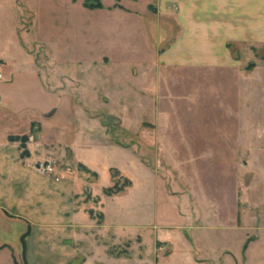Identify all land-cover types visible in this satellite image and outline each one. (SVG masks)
Segmentation results:
<instances>
[{"label": "rangeland", "instance_id": "rangeland-1", "mask_svg": "<svg viewBox=\"0 0 264 264\" xmlns=\"http://www.w3.org/2000/svg\"><path fill=\"white\" fill-rule=\"evenodd\" d=\"M158 4L8 0L0 38L46 43L52 75L37 79L76 89L81 115L130 149H107L95 183L120 191L103 199L111 257L96 247L99 263L264 264V48L245 70L193 67L173 53L179 29ZM20 66L1 69L11 100L37 83ZM107 167L120 170L113 181Z\"/></svg>", "mask_w": 264, "mask_h": 264}, {"label": "crops", "instance_id": "crops-1", "mask_svg": "<svg viewBox=\"0 0 264 264\" xmlns=\"http://www.w3.org/2000/svg\"><path fill=\"white\" fill-rule=\"evenodd\" d=\"M7 2L0 0V19ZM158 2V9L171 14L179 29L172 51L181 62L194 61L198 66L193 67L200 68L212 61L215 69L237 72L263 52L264 0ZM52 53L41 40L30 44L22 37L16 42L0 38V81L2 67L16 61L21 73L37 81L18 91L15 100L7 97L13 75L0 85V264H101L96 247L111 257L98 237L106 231L103 199L118 194L109 196L105 191L111 186L95 183L106 171L100 168L107 149H130L111 144L98 120L81 115L75 96L69 94L76 89L46 86L37 79L51 77ZM31 91L34 96H27ZM83 151L86 154L80 155ZM50 160L58 164L56 175L36 170ZM107 170L112 181L120 172ZM89 197L100 200L103 221L93 212V201H86Z\"/></svg>", "mask_w": 264, "mask_h": 264}, {"label": "built area", "instance_id": "built-area-1", "mask_svg": "<svg viewBox=\"0 0 264 264\" xmlns=\"http://www.w3.org/2000/svg\"><path fill=\"white\" fill-rule=\"evenodd\" d=\"M36 170L43 175L54 176L58 173V164L53 160L40 162L37 165Z\"/></svg>", "mask_w": 264, "mask_h": 264}, {"label": "trees", "instance_id": "trees-1", "mask_svg": "<svg viewBox=\"0 0 264 264\" xmlns=\"http://www.w3.org/2000/svg\"><path fill=\"white\" fill-rule=\"evenodd\" d=\"M98 8H99V6H98ZM116 175V174H115ZM114 187H116V186H114ZM114 190H116V188L114 189ZM112 188H109V189H107L106 191H105V193L107 194V195H109V196H112V195H115V194H113V193H116V191H114ZM117 191H119V190H117ZM110 192H112V193H110ZM120 192V191H119ZM119 192H117L118 194H119ZM110 194H112V195H110ZM23 243H24V238H23Z\"/></svg>", "mask_w": 264, "mask_h": 264}]
</instances>
